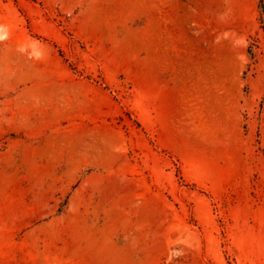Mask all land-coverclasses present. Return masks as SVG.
I'll use <instances>...</instances> for the list:
<instances>
[{
    "label": "rangeland",
    "instance_id": "obj_1",
    "mask_svg": "<svg viewBox=\"0 0 264 264\" xmlns=\"http://www.w3.org/2000/svg\"><path fill=\"white\" fill-rule=\"evenodd\" d=\"M0 264H264L260 0H0Z\"/></svg>",
    "mask_w": 264,
    "mask_h": 264
},
{
    "label": "bare ground",
    "instance_id": "obj_2",
    "mask_svg": "<svg viewBox=\"0 0 264 264\" xmlns=\"http://www.w3.org/2000/svg\"><path fill=\"white\" fill-rule=\"evenodd\" d=\"M215 78V77H214ZM218 80H221V82H222V77H220V78H218ZM200 81V78H198V80H197V82L196 83H198ZM199 87V86H198ZM197 91H199V90H197ZM203 102V101H202Z\"/></svg>",
    "mask_w": 264,
    "mask_h": 264
},
{
    "label": "trees",
    "instance_id": "obj_3",
    "mask_svg": "<svg viewBox=\"0 0 264 264\" xmlns=\"http://www.w3.org/2000/svg\"><path fill=\"white\" fill-rule=\"evenodd\" d=\"M261 6L264 8V0H260Z\"/></svg>",
    "mask_w": 264,
    "mask_h": 264
}]
</instances>
